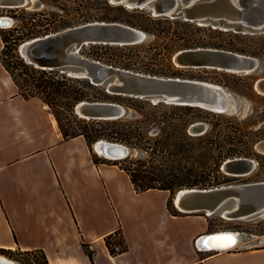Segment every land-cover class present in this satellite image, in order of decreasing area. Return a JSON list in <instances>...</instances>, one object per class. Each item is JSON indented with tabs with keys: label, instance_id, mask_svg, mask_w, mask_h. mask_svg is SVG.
<instances>
[{
	"label": "crops",
	"instance_id": "1",
	"mask_svg": "<svg viewBox=\"0 0 264 264\" xmlns=\"http://www.w3.org/2000/svg\"><path fill=\"white\" fill-rule=\"evenodd\" d=\"M114 161L95 163L83 137L64 140L50 108L20 94L0 55V249L41 250L49 264H264V236L206 249L212 215H175L167 191L138 193ZM110 236L123 253L112 254Z\"/></svg>",
	"mask_w": 264,
	"mask_h": 264
},
{
	"label": "trees",
	"instance_id": "2",
	"mask_svg": "<svg viewBox=\"0 0 264 264\" xmlns=\"http://www.w3.org/2000/svg\"><path fill=\"white\" fill-rule=\"evenodd\" d=\"M87 2L90 6L85 11L81 5L77 9L78 15L85 21L123 23L145 32L150 40L134 46L84 47L81 54L92 60L132 71L140 70L137 68L139 64H146L149 73L185 79V73L194 69L177 68L171 60L175 51L182 48H224L215 43H204L197 34L181 31L179 26L223 34L219 30L201 27L183 19L155 17L151 11L131 10L113 5L108 0ZM11 11L13 18L21 20L22 24L1 33L3 48L0 55L20 94L26 99L39 98L54 109L53 114L64 140L83 137L92 152L94 144L100 140L123 144L133 152L138 151L137 157L129 155L121 163L114 162L128 174L138 193L167 191L170 194L168 207L175 215L180 213L173 204L179 190L219 187L229 182L221 180L225 161L257 156L253 149L256 138L248 135L237 119L228 113L187 105L154 104L146 99L112 95L89 80L72 78L60 70H41L27 64L17 52L20 44L65 29L68 24L50 21L45 12L26 9ZM83 101L117 103L126 109V115L115 120L81 119L74 113V108ZM196 124L206 125L207 132L192 134L190 130ZM94 161L100 162L95 154ZM110 238L107 239L109 248ZM16 251L19 250L0 249V253L9 257H13ZM36 252L40 253L42 264H49L43 251ZM25 253L33 256L32 251ZM90 258L93 261L92 253Z\"/></svg>",
	"mask_w": 264,
	"mask_h": 264
},
{
	"label": "water",
	"instance_id": "3",
	"mask_svg": "<svg viewBox=\"0 0 264 264\" xmlns=\"http://www.w3.org/2000/svg\"><path fill=\"white\" fill-rule=\"evenodd\" d=\"M113 5L128 9L151 11L155 17L183 19L201 27H211L224 32L243 35L264 34V0H108ZM41 2L36 0H0V8L37 9ZM225 6V13L218 10ZM6 25L14 21L8 18ZM12 21V22H11ZM148 35L134 27L118 22L95 21L67 28L42 37L27 40L19 45V56L29 65L41 70H60L76 79L89 80L95 86L104 87L112 95L146 99L154 104L166 103L200 107L217 113H230V94L220 85L202 80L162 77L114 67L92 60L81 54L89 45L134 46L145 42ZM176 67L182 69H211L232 74L248 75L260 68L255 57L218 48H191L177 52L173 57ZM256 91L264 96V79L255 83ZM75 114L85 120H115L126 115V109L113 102L83 101L74 108ZM208 130L204 124L192 126L190 132L202 135ZM107 158L125 159L130 148L105 140L96 142ZM123 145V146H122ZM255 150L264 155V140ZM257 166L251 158H234L224 162L222 171L231 176H247ZM189 191L183 209L175 199ZM174 205L180 212H204L219 214L230 219L252 217L264 209V181L236 186L206 189H182L174 198ZM226 213V215H225ZM263 213V212H261ZM219 234L233 235L231 231Z\"/></svg>",
	"mask_w": 264,
	"mask_h": 264
},
{
	"label": "rangeland",
	"instance_id": "4",
	"mask_svg": "<svg viewBox=\"0 0 264 264\" xmlns=\"http://www.w3.org/2000/svg\"><path fill=\"white\" fill-rule=\"evenodd\" d=\"M32 1H36V0H32ZM38 1H40L42 5L35 10L27 7L15 8V9H26L27 11L45 12L47 13V18H49L50 21L58 20V21H62L63 23L65 22L68 24L67 28L80 26L82 24L90 22V21H85V19L82 18V16L78 15L77 13V9L79 8L80 5L84 9V11L86 10L87 7L90 6V3L87 2V0H38ZM11 10L14 9L0 8V17L12 18L14 21L11 27L10 26L4 28L0 27V36L1 33L10 31V29L13 26L22 24L21 20L18 21L13 18L14 13ZM207 28H211V27H207ZM179 29L181 31L197 34L199 38L204 40V43L207 44L215 43L218 46L224 47L218 49L229 50L228 48H232L231 51L233 52L252 56L260 60V68L255 73L252 74L240 75V74H232L224 71H216L211 69H194L193 72L187 71L185 73V76H187L185 79H193L192 77H197L196 79L193 80L207 81L222 86L230 94L231 103L233 106L232 111L228 114H230L231 116L237 119V122L245 129L248 135H250L252 138H256V142L253 146V149L257 154V156L250 157L251 159H254L257 162V166L255 170L247 176H231V175H227L224 171H222L221 180L222 181L229 180V182L222 184L220 186L247 184V183L264 181V155L259 154L255 150L256 144L259 141L264 140V96L259 94L255 89L256 81L260 78H264V34L243 35V34H236L234 32H230L236 35L233 36L229 32L225 33L224 31L221 30L219 31L222 32L223 34L211 33V31H209L208 29L206 30L204 29V31H197L195 29L187 28L184 26H179ZM148 41H150L149 36L146 42ZM207 48H217V47H207ZM181 50L184 49L182 48L175 51L171 57V60L173 59L174 55ZM147 67L148 65L146 64H139L137 68H140V70L135 69L134 71L144 74L155 75L153 73L147 72L146 71ZM156 76H160V75H156ZM209 80H214V81H209ZM49 108L53 113L54 109L51 107ZM93 153L97 157L103 158L95 152L94 148H93ZM129 155H132V157H137L139 155V152L138 151L133 152L130 149ZM260 157L263 158L259 159ZM123 160L124 159L118 162L121 163ZM208 219L210 221V225L212 229L216 230V232L236 231L240 233L241 239L244 240H255L257 237L264 236V212L252 217L237 219V220H228L222 218L219 214L208 216ZM32 254L33 256L29 257L23 251H16L13 254V257H9L8 255L0 253V255L5 256L8 259L15 261L19 264H42L40 260V253L36 251H32Z\"/></svg>",
	"mask_w": 264,
	"mask_h": 264
},
{
	"label": "bare ground",
	"instance_id": "5",
	"mask_svg": "<svg viewBox=\"0 0 264 264\" xmlns=\"http://www.w3.org/2000/svg\"><path fill=\"white\" fill-rule=\"evenodd\" d=\"M218 10H220V12L225 13L226 8H225V6H222V7L219 6ZM5 20L9 21L7 17H0V23L2 22V24L6 25V23H4ZM0 27H1V24H0ZM95 149H96V153L99 156H102L106 159L122 160V158H117V157H113V158L105 157L106 155L103 153V150L99 147L98 143L95 145ZM238 185H242V184H238ZM229 186H236V185H227V186H223V187H229ZM213 188H216V187H213ZM218 188H220V186ZM206 190H208V189H206ZM189 193H190L189 191H183L177 196L175 201H176V205L179 208L183 209L185 207V203L187 201V196L189 195ZM261 212H264V209L262 211H260L259 213H261ZM189 213H192V212H189ZM211 214L212 213H210V212L208 213V215H211ZM225 215H226V213H225ZM224 218L228 219V220H237V219H230L226 216ZM244 218H248V217L245 216V217H242L240 219H244ZM232 233H233V235L219 234L217 236H213V237H209V238L205 237L203 242H202V246L206 249H213V250L214 249H221V250L222 249H231V248L235 247L240 242V234L238 232H232ZM212 234H214V233H212ZM0 264H19V263L12 261L5 256L0 255Z\"/></svg>",
	"mask_w": 264,
	"mask_h": 264
},
{
	"label": "built area",
	"instance_id": "6",
	"mask_svg": "<svg viewBox=\"0 0 264 264\" xmlns=\"http://www.w3.org/2000/svg\"><path fill=\"white\" fill-rule=\"evenodd\" d=\"M240 234V233H239ZM110 250L112 254L118 255L125 251L122 241L118 240L110 244Z\"/></svg>",
	"mask_w": 264,
	"mask_h": 264
}]
</instances>
